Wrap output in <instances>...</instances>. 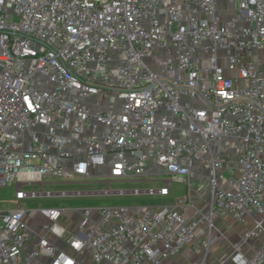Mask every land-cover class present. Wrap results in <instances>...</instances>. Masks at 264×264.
<instances>
[{
    "label": "built area",
    "instance_id": "obj_1",
    "mask_svg": "<svg viewBox=\"0 0 264 264\" xmlns=\"http://www.w3.org/2000/svg\"><path fill=\"white\" fill-rule=\"evenodd\" d=\"M192 163L208 183L196 196L210 198L199 221L178 210L194 206L190 194L21 204L164 197L169 179L111 189L163 173L191 191ZM11 186L0 264H162L187 245L203 264L214 215L253 223L230 264H264V0H0V187Z\"/></svg>",
    "mask_w": 264,
    "mask_h": 264
},
{
    "label": "rangeland",
    "instance_id": "obj_2",
    "mask_svg": "<svg viewBox=\"0 0 264 264\" xmlns=\"http://www.w3.org/2000/svg\"><path fill=\"white\" fill-rule=\"evenodd\" d=\"M229 8V3L226 1H222L220 3V9L224 11V13ZM145 61L153 66L157 67L161 62L162 59L158 58H152L148 59L146 58ZM106 172L108 173V168L106 169ZM94 174H100L101 169L98 167L94 172ZM206 176V173L204 174ZM101 179V178H100ZM147 179H150L151 181L144 183L143 185H138V183L133 182L130 184V186H127L126 184H121L114 182L111 184L112 190L117 189H133L135 187H141V188H158L163 184V180L169 179L171 181L170 185V195L167 197H161L159 195H125V196H102V195H93L90 197H81V198H36L32 202H27L25 200H21V204L23 207L27 208H34V207H41L46 205H55V206H61V207H71V206H101V205H119V204H150L153 206L160 205L163 203H166L167 200H176L177 198L183 196L186 194L187 186L180 180L166 174H161L155 177H148ZM104 180V179H101ZM203 185L206 187L208 185L207 180L203 181ZM104 185H102L103 187ZM73 189L76 190H99L100 187L98 184H75L72 186ZM204 187V188H205ZM13 187H0V209L6 210L10 209L14 206L13 202ZM68 219L73 218L75 215L70 210L68 211L67 215ZM64 221L63 223L60 222L64 227L69 228L72 226V222ZM43 220V219H41ZM212 235L215 237L217 235V231L213 230ZM198 262L197 264H199ZM204 264H217L216 261L214 262L212 257H209L206 259Z\"/></svg>",
    "mask_w": 264,
    "mask_h": 264
},
{
    "label": "crops",
    "instance_id": "obj_3",
    "mask_svg": "<svg viewBox=\"0 0 264 264\" xmlns=\"http://www.w3.org/2000/svg\"><path fill=\"white\" fill-rule=\"evenodd\" d=\"M192 167L193 170L200 175H197V177H193L191 181L192 190L188 191L187 189L186 194L181 197H186L190 194L192 196L194 206L189 208H178V210L186 218L199 221L201 218V213L206 214L208 212V201L210 198L208 194H205L203 198H198L196 196V191H202L203 189H205V186L203 185L205 176L203 175V173L205 174L206 172L203 171L202 173V168L198 163H192ZM174 202L175 200H167L166 203L174 204ZM212 220L214 223V228L212 229V231L216 230L217 235L215 237L212 235L211 248L206 259L212 257L214 262L216 261L217 264L221 260H226L228 261L227 263L230 264L228 257L230 256L232 250L231 244L238 242L240 240L242 231L245 228L252 227L253 223L249 219H247L245 223H241L234 220L230 216L220 217L218 215H214ZM206 230L207 225L205 221H200L197 228L198 237H202ZM252 243H254V241H252ZM201 260V254H195L191 245H187L177 255L163 260L162 264H197L198 262H201Z\"/></svg>",
    "mask_w": 264,
    "mask_h": 264
}]
</instances>
